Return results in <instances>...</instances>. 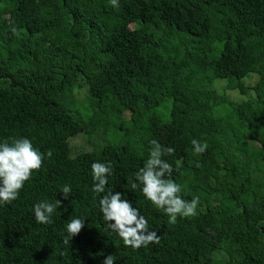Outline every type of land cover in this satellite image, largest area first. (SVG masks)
Instances as JSON below:
<instances>
[{
	"label": "trees",
	"instance_id": "1",
	"mask_svg": "<svg viewBox=\"0 0 264 264\" xmlns=\"http://www.w3.org/2000/svg\"><path fill=\"white\" fill-rule=\"evenodd\" d=\"M20 136L51 156L0 206V264H264V0H0V138ZM153 139L174 149L162 158L195 216L169 223L130 188ZM94 161L158 243L133 250L108 229ZM43 199L60 201L47 225Z\"/></svg>",
	"mask_w": 264,
	"mask_h": 264
},
{
	"label": "clouds",
	"instance_id": "2",
	"mask_svg": "<svg viewBox=\"0 0 264 264\" xmlns=\"http://www.w3.org/2000/svg\"><path fill=\"white\" fill-rule=\"evenodd\" d=\"M111 7L118 8L119 0H108ZM14 30V29H13ZM148 149L142 166L138 167L128 184L132 190H138L144 200L156 210L161 211L174 224L177 217H192L197 214L199 197L190 200L182 198L181 185L170 178L173 165L164 156H171L172 147H164L155 139L149 141ZM192 152L200 155L208 148L206 141L192 139ZM51 152L42 153L34 147L27 137L0 138V206L10 204L19 196L24 183L28 181L35 170H39L45 156ZM113 173L111 162L94 161L90 164L91 191L94 198L98 197L97 206L108 229L114 231L125 246L133 250L147 247L150 243H158L160 237L155 231H149L147 219L140 214L132 202L123 197L120 191L107 190L108 177ZM60 193L66 198L71 187L63 185ZM60 201L39 200L32 205L34 220L38 224L47 225L58 209ZM84 218L73 217L64 225V240L69 242L84 227ZM117 259L108 254L101 264H113Z\"/></svg>",
	"mask_w": 264,
	"mask_h": 264
},
{
	"label": "rangeland",
	"instance_id": "3",
	"mask_svg": "<svg viewBox=\"0 0 264 264\" xmlns=\"http://www.w3.org/2000/svg\"><path fill=\"white\" fill-rule=\"evenodd\" d=\"M96 135H97V131H96ZM81 139H82L81 136H77V137H75L71 142L74 143V144H75V143H79V140H81ZM80 144H81V145H80ZM80 144H79L78 148H79V147H80V148H83V146H84L85 143L82 142V143H80Z\"/></svg>",
	"mask_w": 264,
	"mask_h": 264
}]
</instances>
